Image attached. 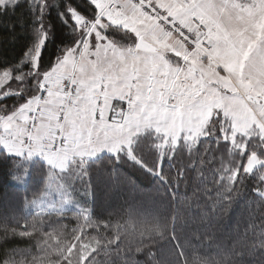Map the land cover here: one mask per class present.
<instances>
[{
    "label": "snow or ice",
    "instance_id": "obj_1",
    "mask_svg": "<svg viewBox=\"0 0 264 264\" xmlns=\"http://www.w3.org/2000/svg\"><path fill=\"white\" fill-rule=\"evenodd\" d=\"M217 2L177 0L178 10L171 0H86L90 14L85 15L71 0H0V24L7 22L5 17L26 15L32 35L15 64L0 67V160L11 161L7 179L18 180L13 169L20 165L13 162L27 159L77 179L87 173L89 185L95 167L113 182L124 177L136 187L134 178L123 171L130 161L168 184L164 158L174 157L180 146L190 152L214 133L217 147L223 144L229 157L241 159L235 172L227 169L233 186L241 170L245 176L255 173L252 192L264 202V132L255 122L245 121L238 122L245 125L244 131H237L227 111L235 94L225 91L216 99L211 91L216 85H208L191 58L157 48L151 39L168 38L171 43L173 36L187 37L193 42L188 51L199 44L207 50L200 57L206 61L216 46V28L206 22L205 13ZM219 3L225 8L246 6L239 0ZM257 4L264 6V0H249L248 6ZM53 7L62 8L57 15L72 42L60 45L46 63L44 47L51 36L48 17ZM110 32L130 37L131 46L122 49L124 42ZM131 47L136 48L134 54ZM109 53L118 57V63L101 69V57L107 59ZM217 71L223 74L224 69L217 66ZM209 109L212 115L205 120ZM141 134L143 144L138 142ZM141 148L155 152V166L145 162ZM249 156L254 162L249 163ZM72 162L75 170L64 167ZM252 227L254 235L264 237V225ZM251 247L264 252V238ZM91 258L86 257L84 264Z\"/></svg>",
    "mask_w": 264,
    "mask_h": 264
},
{
    "label": "trees",
    "instance_id": "obj_2",
    "mask_svg": "<svg viewBox=\"0 0 264 264\" xmlns=\"http://www.w3.org/2000/svg\"><path fill=\"white\" fill-rule=\"evenodd\" d=\"M71 2L90 14L86 0ZM59 10L49 12L46 63L60 45L72 42ZM3 19L0 67L15 64L32 42L26 15ZM109 35L124 42L122 47L131 46L130 37ZM213 138L201 140L190 152L180 146L174 157L164 158L168 184L130 161L123 171L136 187L124 177L113 182L95 167L90 185L87 173L80 179L69 173L64 178L68 197L87 207V215L76 210L28 211L27 203L43 193L51 169L39 161L13 162L20 168L13 169L19 179L12 182L7 179L11 161L0 160V264H84L89 256L88 264H264V252L251 247L264 238L254 235L252 227L264 225V202L252 192L256 174L245 176L241 170L233 186L227 169L235 172L241 159L229 157L227 147H217ZM141 152L145 162L155 166V152Z\"/></svg>",
    "mask_w": 264,
    "mask_h": 264
},
{
    "label": "rangeland",
    "instance_id": "obj_3",
    "mask_svg": "<svg viewBox=\"0 0 264 264\" xmlns=\"http://www.w3.org/2000/svg\"><path fill=\"white\" fill-rule=\"evenodd\" d=\"M171 2L179 10L177 0ZM239 2L246 5L244 9H240L239 4L235 8L221 7L218 0L216 7L210 8L205 13L206 22H210L216 28L214 37L216 46L206 61H201L200 57L205 55L207 50L201 48L199 44L189 52L188 47L191 44L181 46L174 36L171 37V43L168 42V38L163 42H157L155 37L151 39L157 48L174 50L186 59L191 58L193 66L203 72L208 85L213 83L216 85L211 89L216 99H220L225 91L229 95L235 94L227 111L233 118L237 131H244L245 125L238 122L245 121L255 122L256 127L264 132V6L257 4L253 8L248 6L249 0H239ZM142 42L146 43L143 38ZM131 51L134 54L136 49ZM127 54L125 51V55ZM117 63L118 57L109 53L107 59L101 57L99 66L101 69H108L115 67ZM217 66L223 67V74L217 71ZM91 74L89 69L88 75ZM211 115L212 112L209 109L205 120ZM214 135L213 133V137ZM242 143L243 141H238V144ZM248 161L252 163L254 158L249 156ZM247 166L248 164L245 165ZM64 167H72L75 170L74 162L65 164ZM68 176L70 174L63 175L51 169V175L43 193L27 203V210L35 213L76 210L87 215V207L68 197L64 185V178Z\"/></svg>",
    "mask_w": 264,
    "mask_h": 264
},
{
    "label": "built area",
    "instance_id": "obj_4",
    "mask_svg": "<svg viewBox=\"0 0 264 264\" xmlns=\"http://www.w3.org/2000/svg\"><path fill=\"white\" fill-rule=\"evenodd\" d=\"M177 43L181 46H188L189 44H192V41H188L187 37H183V38H177ZM187 41V42H185Z\"/></svg>",
    "mask_w": 264,
    "mask_h": 264
},
{
    "label": "crops",
    "instance_id": "obj_5",
    "mask_svg": "<svg viewBox=\"0 0 264 264\" xmlns=\"http://www.w3.org/2000/svg\"><path fill=\"white\" fill-rule=\"evenodd\" d=\"M171 1H173V0H171ZM120 47H122V46H120ZM122 48H124V49H127V48H129V47H122ZM131 50H135V48L134 47H131Z\"/></svg>",
    "mask_w": 264,
    "mask_h": 264
},
{
    "label": "water",
    "instance_id": "obj_6",
    "mask_svg": "<svg viewBox=\"0 0 264 264\" xmlns=\"http://www.w3.org/2000/svg\"><path fill=\"white\" fill-rule=\"evenodd\" d=\"M142 44H143V42H142ZM136 49V48H135Z\"/></svg>",
    "mask_w": 264,
    "mask_h": 264
}]
</instances>
